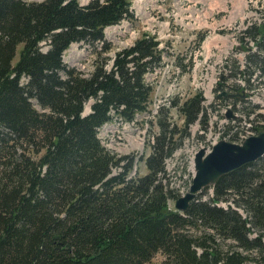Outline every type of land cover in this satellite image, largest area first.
I'll return each instance as SVG.
<instances>
[{"label":"trees","instance_id":"trees-1","mask_svg":"<svg viewBox=\"0 0 264 264\" xmlns=\"http://www.w3.org/2000/svg\"><path fill=\"white\" fill-rule=\"evenodd\" d=\"M130 6L0 0V264H150L156 254L160 264H264V156L220 176L203 189H212L207 199L181 213L168 206L176 194L165 176L174 149L166 123L142 175H130L134 159L101 143L98 129L114 116L132 122L148 111L144 76L161 63L159 43L144 34L115 52L110 69L93 62L86 76L62 55L79 42L108 50L104 29L129 17ZM242 34L254 50L243 65L233 61V76L245 77L234 92L250 89L253 75L264 84V21ZM203 100L198 92L178 105L184 127L206 128ZM259 108L246 112L253 130L263 128L254 118L264 113L249 119Z\"/></svg>","mask_w":264,"mask_h":264},{"label":"rangeland","instance_id":"rangeland-1","mask_svg":"<svg viewBox=\"0 0 264 264\" xmlns=\"http://www.w3.org/2000/svg\"><path fill=\"white\" fill-rule=\"evenodd\" d=\"M77 1L85 5L90 0ZM261 21H264V0H131L130 16L104 29L108 50L93 53L81 42L72 43L62 59L86 76L93 62L110 69L115 52L129 47L144 34L158 41L161 63L144 76L152 87L148 111L137 114L132 122H121L114 116L98 129V137L109 152L134 159L130 175L136 172L142 175L147 172L144 160L162 129L161 123H166L165 134L172 136L174 149L165 159V176L177 198L191 183L194 151L221 139L239 142L241 134H256L245 116L253 104L261 108L250 114L249 119L257 112L264 113L263 82L253 75L251 88L246 89L249 96L244 100L218 97L217 93L234 92L233 85H245L244 76H233L232 65L234 60L243 65L247 48L254 50L249 36L240 38L247 25ZM40 45L46 47L44 41ZM20 47L21 44L13 63L18 59ZM198 92L204 98L206 128L201 129L199 122L184 127V116L177 107ZM92 102L85 107L88 109ZM229 109L235 115L233 118H226ZM254 121L264 125V118ZM211 194L212 190L207 189L197 197L207 199ZM173 201L169 203L173 205ZM220 205L227 207L225 202ZM232 206L245 214L241 208ZM256 233L254 229L250 236ZM161 260L162 256L156 254L150 264H160Z\"/></svg>","mask_w":264,"mask_h":264},{"label":"water","instance_id":"water-1","mask_svg":"<svg viewBox=\"0 0 264 264\" xmlns=\"http://www.w3.org/2000/svg\"><path fill=\"white\" fill-rule=\"evenodd\" d=\"M219 95L231 98L247 97L245 93L223 92ZM234 116L232 110L229 109L226 118H233ZM263 155L264 130L246 137L242 143L219 140L209 152H206L204 148L199 149L193 160L194 176L191 184L184 195L174 200V208L180 212H185L204 187L212 185L220 176L238 170Z\"/></svg>","mask_w":264,"mask_h":264},{"label":"bare ground","instance_id":"bare-ground-1","mask_svg":"<svg viewBox=\"0 0 264 264\" xmlns=\"http://www.w3.org/2000/svg\"><path fill=\"white\" fill-rule=\"evenodd\" d=\"M90 101H92V100H90ZM88 105H89L88 109H87V107H85V110H84V113H83L84 115H86V114L91 112V104L89 103Z\"/></svg>","mask_w":264,"mask_h":264}]
</instances>
